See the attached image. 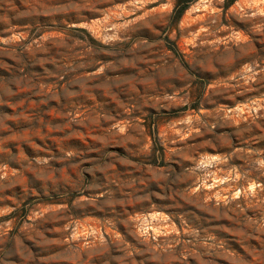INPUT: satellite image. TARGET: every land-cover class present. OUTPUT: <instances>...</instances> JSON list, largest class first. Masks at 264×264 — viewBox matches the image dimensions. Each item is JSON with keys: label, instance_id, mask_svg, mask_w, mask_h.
<instances>
[{"label": "rangeland", "instance_id": "1", "mask_svg": "<svg viewBox=\"0 0 264 264\" xmlns=\"http://www.w3.org/2000/svg\"><path fill=\"white\" fill-rule=\"evenodd\" d=\"M0 264H264V0H0Z\"/></svg>", "mask_w": 264, "mask_h": 264}, {"label": "trees", "instance_id": "2", "mask_svg": "<svg viewBox=\"0 0 264 264\" xmlns=\"http://www.w3.org/2000/svg\"><path fill=\"white\" fill-rule=\"evenodd\" d=\"M235 0H228V4L233 3Z\"/></svg>", "mask_w": 264, "mask_h": 264}]
</instances>
